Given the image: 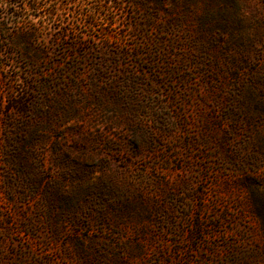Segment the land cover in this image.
<instances>
[{"label": "rangeland", "instance_id": "obj_1", "mask_svg": "<svg viewBox=\"0 0 264 264\" xmlns=\"http://www.w3.org/2000/svg\"><path fill=\"white\" fill-rule=\"evenodd\" d=\"M41 2L0 0V264H264V0Z\"/></svg>", "mask_w": 264, "mask_h": 264}, {"label": "trees", "instance_id": "obj_2", "mask_svg": "<svg viewBox=\"0 0 264 264\" xmlns=\"http://www.w3.org/2000/svg\"><path fill=\"white\" fill-rule=\"evenodd\" d=\"M1 2L4 3V5H7L9 7V13L8 15L10 17H14L15 19L18 18V12L17 10H20V12L26 11V10H38L41 6L45 5L41 2V0H1ZM53 6L49 8V11L47 12V16L51 17L53 13L57 10V8L52 4ZM62 5V2L60 3ZM6 6V7H7ZM50 7V6H49ZM14 23H17L14 21ZM37 29H28L26 31L17 30L16 36L20 37L23 41H29L31 39H35L37 36Z\"/></svg>", "mask_w": 264, "mask_h": 264}]
</instances>
